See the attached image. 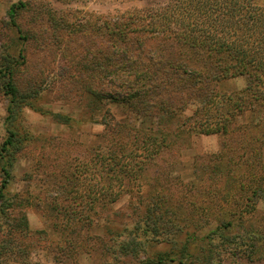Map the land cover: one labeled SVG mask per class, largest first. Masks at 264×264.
<instances>
[{
	"label": "rangeland",
	"instance_id": "rangeland-1",
	"mask_svg": "<svg viewBox=\"0 0 264 264\" xmlns=\"http://www.w3.org/2000/svg\"><path fill=\"white\" fill-rule=\"evenodd\" d=\"M21 2L25 7L18 11L14 25L10 10ZM133 5L139 3L0 0V145L7 137L9 105L4 66L14 67L19 89L15 127L27 136L7 197L0 204V264H145L166 254V264H264V249L254 253L248 245L230 250L222 237L214 236L222 219L236 224L231 233L236 241L244 233L241 227L264 232L262 191L241 198L244 189L235 188L232 198L239 206L233 200L232 209L218 210L215 205L224 181L210 174L212 168L225 164L217 159L224 147L222 135L205 134L207 126L197 124L183 148L173 146L157 156L142 149L133 154L132 146L125 150L126 141H119L101 123L109 110L118 122L144 130L156 127V115L128 112L107 96L117 100L124 95L121 90L112 88L101 74L94 85L92 77L96 63L103 72L100 53L112 50L104 32L106 19ZM153 43L157 45L155 40L148 44ZM249 84L248 75L223 76L210 85L204 82L202 89L191 92L184 115L190 117L198 104H204L209 91L221 94L225 102V96L236 97ZM94 87L99 96L92 108ZM259 116L246 110L239 112L238 120L253 122ZM183 127L179 121L162 132L174 135ZM247 146L249 155L239 154L264 175V141ZM257 147L262 151L259 165L253 160ZM112 149L118 152L113 161L119 168L133 160V166L137 163L133 170L123 167L119 172L110 161ZM98 154L109 155L108 164L103 165L107 161L101 162ZM152 205L156 213L167 209L173 220L158 235L141 224ZM185 242L188 249L178 254Z\"/></svg>",
	"mask_w": 264,
	"mask_h": 264
},
{
	"label": "trees",
	"instance_id": "trees-1",
	"mask_svg": "<svg viewBox=\"0 0 264 264\" xmlns=\"http://www.w3.org/2000/svg\"><path fill=\"white\" fill-rule=\"evenodd\" d=\"M132 1L139 5L118 9L106 19L104 32L112 41V50L100 53L103 72H99L96 63V73L92 77L94 85L101 74L112 88L121 90L124 95L117 100L107 96L124 105L128 112L156 115V127L144 130L129 122H118L109 110L101 123L119 141H126L125 150L132 146L133 154L142 149L149 154L155 153V156L168 152L173 146L183 148L185 138L195 132V126L206 125L202 132L220 134L224 138V147L217 159L224 160L225 164L220 169L212 168L210 174V178L224 181V189L216 192L218 210L232 209L231 200L239 206V201L232 198L237 194L233 191L235 188L244 189L241 198L250 191L253 195L259 191L264 193V175L243 157L249 155V142L258 146L264 141V4L261 0ZM24 7L23 2L11 7L10 17L14 25L18 11ZM138 35L140 38H137ZM153 40L157 41V45L148 44ZM13 68L8 65L2 69L6 79L3 88L9 97V105L7 137L0 145V204L7 197L18 154L27 139L26 134L15 127L19 114V89L14 81ZM209 72H212L211 77ZM213 72L219 74L213 76ZM238 75H248L250 84L237 92V98L234 94L227 95V102H224L221 94L209 91L208 100L198 104L190 117H185L184 110L194 88L200 90L204 82L210 85L223 76ZM91 94L93 108V102L97 103L99 96L95 87ZM246 110L257 111L259 119L240 123L238 114ZM179 121L184 127L177 134L162 132ZM109 146H119V142ZM254 151V163L259 165L262 151L258 147ZM117 154L112 149L109 155L119 172L123 167L133 170L137 165L134 163L133 166L132 160L131 165L119 168L118 162L113 161ZM109 155L98 154L101 162L107 161ZM150 207L152 209L154 205ZM241 208L243 210V206ZM151 209H146L141 224L147 232L158 235L160 228L170 226L173 220L168 216L167 209L158 213L155 208L149 212ZM235 226L232 219H222L214 229V236L218 234L222 237L223 246L230 250H240L248 245L252 246L254 253L264 249L263 231L241 227L244 233L239 234L240 238L236 241V235L231 234ZM138 229L141 230V227ZM188 246L189 243L185 242L178 254L187 250ZM168 255L154 257L145 264H166ZM211 258L212 255H209L208 260Z\"/></svg>",
	"mask_w": 264,
	"mask_h": 264
}]
</instances>
